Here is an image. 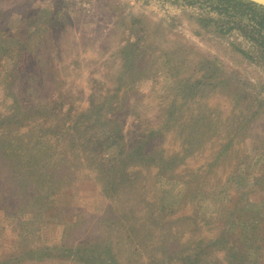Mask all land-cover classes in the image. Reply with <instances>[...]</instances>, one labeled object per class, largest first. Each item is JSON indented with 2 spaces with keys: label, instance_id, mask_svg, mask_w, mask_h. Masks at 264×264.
Segmentation results:
<instances>
[{
  "label": "rangeland",
  "instance_id": "rangeland-1",
  "mask_svg": "<svg viewBox=\"0 0 264 264\" xmlns=\"http://www.w3.org/2000/svg\"><path fill=\"white\" fill-rule=\"evenodd\" d=\"M0 264H264V13L0 0Z\"/></svg>",
  "mask_w": 264,
  "mask_h": 264
},
{
  "label": "trees",
  "instance_id": "trees-1",
  "mask_svg": "<svg viewBox=\"0 0 264 264\" xmlns=\"http://www.w3.org/2000/svg\"><path fill=\"white\" fill-rule=\"evenodd\" d=\"M224 1L225 2H235V3H238V4H242L244 6H250V7L252 6V7H255V8H259L264 13V6L258 5L256 3L248 1V0H224ZM32 23H34V22H32ZM37 32H38V29L35 27V30L32 33L36 34ZM199 80H201V78H199ZM185 85L188 86V84H185ZM102 110H103V101H100L98 98H96V96L93 95L89 99V106L83 109V113H84V115L85 114L89 115V114H94V113L102 115L103 114ZM68 112H69V110H68ZM102 123L104 124V122H102ZM104 125L108 126V124H104ZM113 129H115V128L108 129L107 127H105V129H104V133L103 134H104L105 137H104L103 141L102 140L99 141L100 144L98 145L99 147H98V150H97V152H98V154H100V156L103 153V150H104L103 144H104L105 141L107 143L106 144L107 147H109L110 145H112V144H114V143H116L118 141H119L118 142L119 144L121 142V139H122L121 132H116V130L114 132ZM138 147L134 148V150H135L134 153L140 155V151L138 150ZM131 154H132L131 152L125 151V148L123 146V147L119 148V150L117 151V153L114 156H112V159L114 161H119V159H122L123 161L126 162L127 158L129 156H131ZM72 255L76 259H80V256L78 254H72Z\"/></svg>",
  "mask_w": 264,
  "mask_h": 264
},
{
  "label": "water",
  "instance_id": "water-1",
  "mask_svg": "<svg viewBox=\"0 0 264 264\" xmlns=\"http://www.w3.org/2000/svg\"><path fill=\"white\" fill-rule=\"evenodd\" d=\"M248 1H251V2H254L258 5L264 6V0H248Z\"/></svg>",
  "mask_w": 264,
  "mask_h": 264
}]
</instances>
